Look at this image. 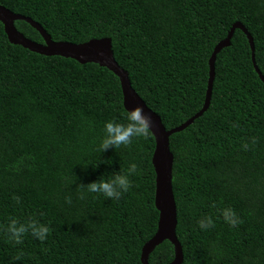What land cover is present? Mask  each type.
<instances>
[{
	"label": "trees",
	"instance_id": "obj_1",
	"mask_svg": "<svg viewBox=\"0 0 264 264\" xmlns=\"http://www.w3.org/2000/svg\"><path fill=\"white\" fill-rule=\"evenodd\" d=\"M0 5L38 23L53 41L110 38L115 62L167 130L203 106L209 58L233 23L251 35L264 77V0ZM14 26L43 43L26 21ZM126 112L113 72L12 44L0 22V264H142V246L158 223L154 137L149 131L127 147L99 152L104 122H123ZM169 149L181 264H264V83L242 30L216 54L207 110L169 137ZM132 163L137 174L118 201L93 193L80 198V185ZM223 207L233 208L241 223H224ZM205 215L213 225L201 230ZM10 219H37L51 231L45 241L26 234L17 245L3 231ZM173 259V245L164 240L148 263Z\"/></svg>",
	"mask_w": 264,
	"mask_h": 264
},
{
	"label": "water",
	"instance_id": "obj_2",
	"mask_svg": "<svg viewBox=\"0 0 264 264\" xmlns=\"http://www.w3.org/2000/svg\"><path fill=\"white\" fill-rule=\"evenodd\" d=\"M15 20H24L34 27L41 35L43 43L34 42L24 37L14 26ZM0 22L4 26V31L10 43L20 45L32 52L47 56H61L71 58L81 63L93 62L106 67L113 72L120 81L123 106L126 111L136 106L142 108L143 113L150 117V132L155 140V148L152 154V165L155 172V194L154 203L158 210L157 229L153 236L142 246L140 260L142 264H149L148 257L157 245L164 240H168L174 248V259L169 264H181L183 254L180 243L176 237L177 212L172 191V165L173 155L169 149V137L176 132L184 130L192 122L200 117L208 108L211 97L212 82L214 78V62L216 54L229 45L230 39L235 29H240L246 35L250 49L251 59L256 73L264 83V77L260 73L254 60V44L251 35L239 22L233 23L226 37L215 45L209 58L208 82L205 100L201 109L181 125L167 130L159 116L149 109L143 100L132 89L127 73L115 62L111 50L110 38L93 39L85 43L73 44L64 41H53L44 29L32 19L15 14L0 5Z\"/></svg>",
	"mask_w": 264,
	"mask_h": 264
},
{
	"label": "clouds",
	"instance_id": "obj_3",
	"mask_svg": "<svg viewBox=\"0 0 264 264\" xmlns=\"http://www.w3.org/2000/svg\"><path fill=\"white\" fill-rule=\"evenodd\" d=\"M150 123V117L146 116L139 106L128 110L124 115L123 122L116 119L106 120L103 124V136L100 140L99 152L103 153L109 148L127 147L135 138L143 137L149 132ZM99 163L104 162L100 160L95 168L91 167L96 169ZM135 174H137L135 163L130 164L126 171L119 169V171L113 170L110 173H101L97 179L79 186L82 189L80 198H84V193H93L118 201L131 187L130 177ZM219 212L223 222L230 227L234 228L241 223L240 217L233 208L223 207ZM212 225L213 219L208 215L201 217L198 221V227L201 230H206ZM3 231L9 240L19 245L23 242L26 234H30L36 240L45 241L51 229L47 223L37 219H29L24 222L10 219L8 224L4 226Z\"/></svg>",
	"mask_w": 264,
	"mask_h": 264
}]
</instances>
